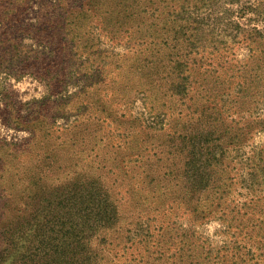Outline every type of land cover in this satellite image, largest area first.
<instances>
[{"label":"rangeland","instance_id":"obj_1","mask_svg":"<svg viewBox=\"0 0 264 264\" xmlns=\"http://www.w3.org/2000/svg\"><path fill=\"white\" fill-rule=\"evenodd\" d=\"M117 5L0 0V264H264V39L180 98Z\"/></svg>","mask_w":264,"mask_h":264},{"label":"trees","instance_id":"obj_2","mask_svg":"<svg viewBox=\"0 0 264 264\" xmlns=\"http://www.w3.org/2000/svg\"><path fill=\"white\" fill-rule=\"evenodd\" d=\"M118 7L131 17L138 13L143 21H149L147 39L151 40L152 55L158 57L150 85L164 87L169 93L175 84L178 97L189 86L183 72H188L184 59L192 56L218 53L226 49L229 41L247 43L264 39L258 24L264 21V0H116ZM7 15L12 10L4 11ZM148 16V17H147ZM254 36L256 38L254 39ZM208 43V45H207ZM201 48V50H200ZM185 68V69H184ZM39 70V69H38ZM37 67L30 73L35 74ZM48 72V71H47ZM178 81L172 82L174 74ZM49 79V76H43ZM247 79V78H246ZM251 83V82H250ZM259 84L256 83L255 86ZM197 207V206H196ZM195 207V209H196ZM204 211V210H203ZM203 218L211 214H205ZM210 219V218H209Z\"/></svg>","mask_w":264,"mask_h":264}]
</instances>
